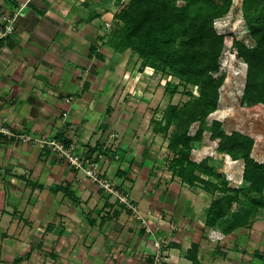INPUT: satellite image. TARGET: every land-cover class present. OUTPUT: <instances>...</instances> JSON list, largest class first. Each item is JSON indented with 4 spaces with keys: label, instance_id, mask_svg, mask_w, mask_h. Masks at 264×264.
<instances>
[{
    "label": "crops",
    "instance_id": "1",
    "mask_svg": "<svg viewBox=\"0 0 264 264\" xmlns=\"http://www.w3.org/2000/svg\"><path fill=\"white\" fill-rule=\"evenodd\" d=\"M99 3L0 0V31L14 20L0 39V119L32 136L0 131V264H264V210L224 232L207 222L217 193L168 168L174 154L152 120L161 112L145 79L134 81L139 58L111 45ZM206 137L191 158L239 187L244 161ZM43 140L94 161L143 219L88 177L86 161L77 167Z\"/></svg>",
    "mask_w": 264,
    "mask_h": 264
},
{
    "label": "trees",
    "instance_id": "2",
    "mask_svg": "<svg viewBox=\"0 0 264 264\" xmlns=\"http://www.w3.org/2000/svg\"><path fill=\"white\" fill-rule=\"evenodd\" d=\"M184 1V5H179L174 0H131L117 14L122 30L109 33V40L120 52L130 49L137 53L143 67L151 66L178 78V82H166L171 95L180 86H197V94L188 90L189 100L180 106L169 102L163 116L152 120L155 130L169 138L168 146L174 156L169 159L168 168L189 185L217 193L208 208L207 222L230 232L238 226L251 225L264 210V163L251 155L254 138L238 130L223 131L220 119H213L206 127L209 114L218 108L220 87L226 77L225 73L216 75L225 36L217 31L214 22L229 12L233 0ZM243 7L250 31L259 38L254 47L234 39L233 46L248 66L242 97L264 104V0H244ZM195 122L199 125L191 134ZM207 130L212 139L226 141L224 151L232 159L244 161L239 187L231 186L227 175L217 171L210 159L198 162L191 158L193 145L202 142ZM211 213L218 220L211 219Z\"/></svg>",
    "mask_w": 264,
    "mask_h": 264
},
{
    "label": "rangeland",
    "instance_id": "3",
    "mask_svg": "<svg viewBox=\"0 0 264 264\" xmlns=\"http://www.w3.org/2000/svg\"><path fill=\"white\" fill-rule=\"evenodd\" d=\"M130 1L131 0H101V3H99V8H102L104 16H109L112 19L109 23L105 21L106 28L110 31L109 33L122 30L123 23L117 17V14L121 12ZM216 1L219 3L222 2V0ZM243 1L244 0H233L229 12L216 18L214 22L217 31L225 36L223 51L219 57L220 71L216 75L225 73L226 77L220 87L218 108L216 111L209 114L206 127L210 126L213 119H220L222 121L223 131L231 133L234 130H238L246 135H250L255 141L251 155L257 161L264 163V104L247 101L242 97L248 66L245 59H243L244 57H239V52L233 46L234 39L240 40L249 47H254L258 43V34L250 31L244 16ZM174 2L179 5L185 4L184 0H174ZM135 54L139 58V63L135 69L141 71L136 73L137 76L134 78V81L137 83L138 80L142 81L145 79L146 83L142 86H144L146 92H150L153 105L157 106V109L161 112L159 114L160 117L163 116L164 110L169 102L179 104L180 106L191 98L187 94L188 90L194 91L196 94L198 93L197 86L189 84L186 87L180 86L179 89L171 95V92L167 90L166 82L169 79L178 82L179 79L164 74L162 71H158L151 66L146 65L143 67V60L137 53H134V55ZM134 63L135 61H131L132 66ZM141 67L143 68L141 69ZM198 125V122L192 124L190 132L195 133ZM173 129L174 126L170 129V133ZM210 134L211 132L207 130V132H205L206 138H208ZM219 140V145L226 147L227 144L225 140ZM202 153H209V150L204 149ZM234 206L235 204H233V207Z\"/></svg>",
    "mask_w": 264,
    "mask_h": 264
},
{
    "label": "built area",
    "instance_id": "4",
    "mask_svg": "<svg viewBox=\"0 0 264 264\" xmlns=\"http://www.w3.org/2000/svg\"><path fill=\"white\" fill-rule=\"evenodd\" d=\"M6 20L8 22L6 23L4 29L0 31V39L7 37L13 30L14 20L9 17H7ZM3 123L4 121L0 119V131L6 133L8 136H12V135L17 137L20 136L25 141L32 139V136L28 134L16 135L15 133H12V131L8 129ZM111 135L116 136V134H111ZM42 142L49 144L53 148V150L59 152L61 155H65L66 157H68L71 163H73L77 167H82L83 163L86 161L88 164V167H86V172L88 177H90L94 182H97L105 191L114 194L117 197L120 204L124 205L128 209H131L136 214H138L139 218L143 219V217L138 213V206L130 199L129 195L122 193L119 189L114 187L112 183H110L105 179H102L98 175V169L94 161L89 159L86 160L80 156L73 155L71 152L72 146L67 147L63 142H60L58 140H43ZM142 221L145 222V220ZM147 228H148L147 230L150 231V228L149 227ZM153 264H160V258L157 257Z\"/></svg>",
    "mask_w": 264,
    "mask_h": 264
}]
</instances>
